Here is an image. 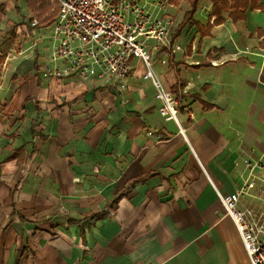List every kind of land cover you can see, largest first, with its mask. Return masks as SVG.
Masks as SVG:
<instances>
[{
    "label": "crops",
    "instance_id": "1",
    "mask_svg": "<svg viewBox=\"0 0 264 264\" xmlns=\"http://www.w3.org/2000/svg\"><path fill=\"white\" fill-rule=\"evenodd\" d=\"M193 1L172 53L149 41L185 137L140 59L124 89L45 76L57 4L0 0V264H251L217 189L264 152V0H197L182 27Z\"/></svg>",
    "mask_w": 264,
    "mask_h": 264
},
{
    "label": "built area",
    "instance_id": "2",
    "mask_svg": "<svg viewBox=\"0 0 264 264\" xmlns=\"http://www.w3.org/2000/svg\"><path fill=\"white\" fill-rule=\"evenodd\" d=\"M54 2L58 16L51 34L50 65L45 67L44 75L58 81L96 79L109 87L124 89L132 73L131 60L138 58L144 66L142 77L156 89L161 115L175 121L179 133L186 137L187 128L179 123L177 97L155 70L149 50V41L156 40L157 47L174 51L169 45L175 23L168 12L172 0ZM241 161V167L235 165L240 185L232 193L223 194L218 189L217 193L225 215L232 218L240 233L250 263L264 264V152L258 158L243 156Z\"/></svg>",
    "mask_w": 264,
    "mask_h": 264
},
{
    "label": "trees",
    "instance_id": "3",
    "mask_svg": "<svg viewBox=\"0 0 264 264\" xmlns=\"http://www.w3.org/2000/svg\"><path fill=\"white\" fill-rule=\"evenodd\" d=\"M223 3L225 2V0H223L222 1ZM196 4H197V0H194L193 2H192V5H191V9L186 13V15H185V18H184V20H183V22H182V24H181V26L183 27L185 24H187L188 22H190L191 20H192V17H193V14H194V12H195V10H196ZM216 6V5H215ZM215 22H217V19L215 20ZM137 181H139V180H137ZM125 195V193H118L117 195H116V197L114 198V200L110 203L112 206H114V205H116L117 203H118V201L120 200V198H122L123 196ZM22 250V249H21ZM20 254H19V256H18V258H17V264H18V261H19V259H20Z\"/></svg>",
    "mask_w": 264,
    "mask_h": 264
},
{
    "label": "rangeland",
    "instance_id": "4",
    "mask_svg": "<svg viewBox=\"0 0 264 264\" xmlns=\"http://www.w3.org/2000/svg\"><path fill=\"white\" fill-rule=\"evenodd\" d=\"M182 7H184V5H183V4H182ZM181 11H182V10H181ZM181 11H180V14H181ZM8 29H9V28H8ZM3 33H4V32H3ZM10 38H11V37H9V38H7V39H9V40H10ZM12 45H13V44H10V46H9V47L7 46V50H8V49H10ZM13 46H14V45H13ZM162 80H163V79H162ZM163 83H164V81H163ZM164 85H165V83H164ZM177 100H178V99H177Z\"/></svg>",
    "mask_w": 264,
    "mask_h": 264
}]
</instances>
